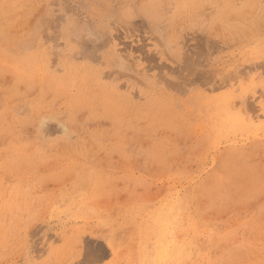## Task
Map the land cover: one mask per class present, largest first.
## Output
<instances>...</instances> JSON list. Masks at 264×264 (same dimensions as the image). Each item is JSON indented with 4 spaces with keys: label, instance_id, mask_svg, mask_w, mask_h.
I'll use <instances>...</instances> for the list:
<instances>
[{
    "label": "rangeland",
    "instance_id": "374dc122",
    "mask_svg": "<svg viewBox=\"0 0 264 264\" xmlns=\"http://www.w3.org/2000/svg\"><path fill=\"white\" fill-rule=\"evenodd\" d=\"M0 264H264V0H0Z\"/></svg>",
    "mask_w": 264,
    "mask_h": 264
}]
</instances>
